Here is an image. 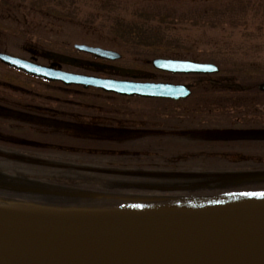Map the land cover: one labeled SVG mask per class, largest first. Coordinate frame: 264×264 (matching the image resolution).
Wrapping results in <instances>:
<instances>
[{
	"label": "trees",
	"instance_id": "obj_1",
	"mask_svg": "<svg viewBox=\"0 0 264 264\" xmlns=\"http://www.w3.org/2000/svg\"><path fill=\"white\" fill-rule=\"evenodd\" d=\"M9 1L25 4L37 10L42 5L41 0ZM49 1L61 4L65 0H47V2ZM66 1L72 2L71 4L76 8L68 7L63 12L58 11L57 17L86 26H95L100 30V33L115 40L126 55L143 58L171 55L179 53L181 50L187 52V48L183 47L187 43L184 42L186 38L181 34L182 29L181 31L179 29L181 22L197 25L201 21L202 24L211 25V22L214 21L219 24L222 20L216 19L222 16L223 12H219V10L229 8L230 11L227 17L229 16V20H231L234 17V12L231 10L235 8L236 2L231 0L223 8L204 10L200 12L201 14L197 19L192 14L189 16L176 14L172 10H164V7L161 6L147 9L142 5L134 7L130 15L123 14L121 10H118L119 0H97L95 5L90 4L89 7L92 10L89 11V9L86 12L87 15L83 17V14L78 10L82 8L75 5V0ZM248 3L251 5V2ZM240 4H242L241 1ZM46 10L51 11L49 7ZM210 11L214 14L213 16H207ZM227 22L230 23L228 20ZM16 33L19 36L31 38L23 32L16 31ZM34 40L39 44L47 42L51 47H54L52 43L44 39L34 38ZM235 70L236 68L230 70V72L235 73ZM250 71L242 68L236 73L239 74V80L243 83L239 90H200L197 98H195V92H193L188 99L183 101L181 106L176 104L172 106L169 103L165 113L162 110V113L166 114L168 125H172L169 123L170 121H173L175 125H178L179 121L184 122V129L190 131L185 135L186 141H181L179 135L169 132L161 142H153L150 145L136 144L134 147L122 146V149L126 152L133 149L138 156L140 151L150 153L142 160L146 164L145 167L150 171L147 176H71L68 167L77 168L81 165L80 158L74 156L82 155L79 150L80 147L85 146L69 142L70 140L61 135L33 133L35 138L40 136L63 138L58 142L52 141L46 144H10L0 141V145H3L7 151L39 154L56 153L62 157L57 160L26 159L24 156L15 157L0 153V168L2 170L0 175V206L42 213H141L216 204L248 203L264 199V179L238 183H227V181L214 183L212 177H226L227 173L233 171L236 166L229 163L224 157H213L201 161L197 157L188 156V154L198 151L202 146L201 143L193 140L194 136H199L194 133L195 130L215 129L224 131L228 122L239 121L241 114L245 113L253 116L258 114L264 120V112H260L257 108L259 105H264V100L259 101L257 99L259 97L264 98V93L257 90L258 82L264 81V77L257 81L252 80L253 74ZM17 75L33 82H42L19 72H17ZM56 85L61 88L60 85ZM19 87H25V85ZM0 89L7 88L0 85ZM14 90L20 89L15 88ZM69 96L64 92L61 95L64 101L61 100L57 103L52 101V108H49L48 101L44 99H39L35 106L56 112L60 107L67 105L65 100L72 101L74 99ZM151 111L154 113V108H151ZM170 130L172 129L169 128ZM0 134H12L3 121H0ZM13 134L17 135L16 133ZM25 136L23 135V137ZM225 144L226 142L223 140H216V150L224 149ZM68 148H73L74 151H70ZM70 156H73V159ZM141 157L139 156V158ZM93 158L100 159L99 156ZM240 164H245L248 170L256 169L255 166L258 164L259 167L257 168L264 170L263 163L258 162L256 164L251 160L238 162L237 167ZM19 174L28 175L30 178H17L16 182L12 183L2 181L4 175L13 178L12 176ZM195 180L202 181L204 187L201 189L192 188L191 186L195 184L193 183ZM112 183H115V185H112ZM128 184L138 186L132 187L134 189L130 188L131 191L124 190L125 187L122 186ZM37 196H47L66 201L67 206L66 208L38 206L34 201Z\"/></svg>",
	"mask_w": 264,
	"mask_h": 264
},
{
	"label": "water",
	"instance_id": "obj_2",
	"mask_svg": "<svg viewBox=\"0 0 264 264\" xmlns=\"http://www.w3.org/2000/svg\"><path fill=\"white\" fill-rule=\"evenodd\" d=\"M74 48L115 60L112 50ZM53 58V57H52ZM0 62L65 86L123 96L185 99V85L139 83L74 74L0 52ZM153 68L207 74L211 63L154 58ZM264 92V82L258 85ZM0 264H264V199L161 213L66 214L0 207Z\"/></svg>",
	"mask_w": 264,
	"mask_h": 264
},
{
	"label": "rangeland",
	"instance_id": "obj_3",
	"mask_svg": "<svg viewBox=\"0 0 264 264\" xmlns=\"http://www.w3.org/2000/svg\"><path fill=\"white\" fill-rule=\"evenodd\" d=\"M235 1V8L231 10L234 12V17L231 20H229V16L227 17L230 11L229 8L219 10V12L223 11L222 16L219 18L215 16L216 20H222L219 24L214 21L211 22V25L202 24L201 21L197 25L181 22L179 29L180 31L182 29L181 34L186 38L184 42L187 43L183 47L187 48V52L181 50L179 53L171 54L173 56H167L169 55L167 54L162 57L207 62L214 64L219 70L216 74H211L208 77L178 76L176 78L177 81L188 83L198 80V91L208 89L239 90L243 83L239 80V74L236 73L242 68L251 70L250 72L253 74L252 80L257 81L264 77V0ZM240 1L242 4H240ZM41 2L42 5L37 10L25 4L0 0L1 53L24 60H32L37 62V64L48 65L47 56L52 55L70 54V56L72 55L75 58H87L84 54H71L73 53V45L84 44L119 53L120 58L113 64L123 71L122 73L120 72L122 77L132 78L134 76L154 82L162 79V74L147 64L151 58L126 55L119 45L116 44L115 40L100 33V30L95 26L82 25L56 16L58 11L63 12L68 7H75L71 4L72 2L69 3L66 0L62 1L61 4L47 2V0H41ZM227 2H231V0H119L118 10H121L123 14L130 15L134 7L143 5V7L150 9L155 6H161L164 7V10H172L176 14H184L186 16L192 14L198 19L200 12L215 8L219 9V7L223 8L227 6ZM248 2H251V5ZM96 3L97 0H75V5L82 8L78 10L83 14V17L87 15L86 12L89 9V11L92 10L89 7L90 4L95 5ZM47 7L51 11H47ZM213 15L211 11L207 14V16ZM16 31L23 32L31 36V38L19 36ZM34 38L49 41L54 47H51L47 42L37 44ZM60 67L71 73H93L74 68L71 65H62ZM134 68L148 73V75H130V77H127L129 75L127 72ZM234 68H236L235 73L230 72ZM229 73L231 74L230 76ZM95 74L98 75V73ZM260 83L258 82V84ZM0 85L3 88H7L0 89V121L4 122L8 130H12L9 126L28 125L36 130L47 132L53 130L71 134V132L77 131L75 124L71 122L64 123L63 120H68L65 119L64 115L53 112L50 109L35 106L39 99L48 101L49 108L53 107V102L57 103L63 100L64 98L61 95L64 94V91L60 90L57 85L27 80L1 65ZM20 85H25V87H19ZM15 88L20 90L15 91ZM23 94L28 96H23ZM257 99L259 101L264 100V98L260 97ZM257 108L260 112H264V105H259ZM239 118V121H256L262 120L263 117L258 114L253 116L245 113L241 114ZM211 133L209 135H215ZM215 133L216 136H220L218 132ZM6 138H9V136L0 134V141L6 142ZM3 151H7V149L0 145V152ZM1 174L2 170L0 168ZM10 177L4 175L2 181L12 183L16 182L17 178H30L28 175L23 174L12 176L13 178ZM212 178H214L212 179L214 183H222L226 181L234 182V180L245 179L246 177L242 175L238 177L221 176ZM253 179H264V176L254 177ZM34 201L38 206L44 207L45 205L51 208H66L67 206L66 201L47 196H37Z\"/></svg>",
	"mask_w": 264,
	"mask_h": 264
},
{
	"label": "flooded vegetation",
	"instance_id": "obj_4",
	"mask_svg": "<svg viewBox=\"0 0 264 264\" xmlns=\"http://www.w3.org/2000/svg\"><path fill=\"white\" fill-rule=\"evenodd\" d=\"M72 52L73 53L71 54H84L87 58H75L72 55L70 56V54L52 55L53 58L47 56L48 65L46 66L66 71L60 66L71 65L74 68L93 72L76 74L136 82H154L152 80L140 79L134 76L132 78L122 77L121 73L123 71L113 64L115 61H111L107 58L93 56L77 51L73 48ZM28 61L37 63L32 60ZM95 73H98V75ZM127 73L129 74L127 77H130V75H148V73L141 72L137 68H134ZM160 74H162V79L158 80L156 83L186 85L190 92H195V98H197L199 86L198 80L185 83L177 81L176 78L178 76L199 77L201 75L172 74L168 72H160ZM59 89L74 99L72 101L65 100L67 105L60 107L56 112L64 115L65 119H68L63 120L64 123L71 122L72 124H75L77 126L76 132L67 134L53 130L48 132L39 131L28 125H20L18 127L9 126V128L12 129L10 130L12 134H5L8 135L9 138L5 139L7 140L6 142H2L10 144H46L52 141L58 142L63 138L56 136H40L35 138L33 137V133L65 136L67 140H70L69 142L85 146L80 147L79 151L82 152V155L74 156L80 158L82 161L81 165L77 168L72 166L68 167L70 168L68 171L71 176H147L150 171L145 167L146 164L142 160L145 159V156L150 155V153L140 151L138 153L139 156L142 157L139 158L138 154H136L133 149L126 152L122 149V146L134 147L136 144L150 145L153 142H161L169 132L179 135L181 141H186L185 135L190 132L189 130L184 129L185 124L184 122L182 123V121H179L178 125H175L173 121H170L169 123L172 125H168L166 114L162 113V110H164L165 113L167 107H169V103L172 104V106L175 104L181 106L183 100L171 101L168 99L142 98L137 96L125 97L104 92L96 88H83L82 86L76 85L61 87ZM151 108H154V113H152ZM169 128L172 130L169 131ZM215 132L221 131L215 129L195 130L194 133H197L199 136H194L193 140L201 143L202 146L198 151L193 154H188V156L197 157V159H200L201 161L213 157H224L229 163L236 166L233 171L227 173V176L238 177L244 175L246 177L245 179L234 180V182L228 181L230 183L256 181L257 179H253L254 177L264 176V170L257 168L259 167L257 164L258 162L264 164L263 119L256 121L228 122L224 132H221L225 135L224 137L216 136ZM13 133H16L19 136ZM209 133L215 135H209ZM21 134L26 136L23 137ZM216 140H223L226 142L224 149L216 150ZM68 150L74 151L73 148H68ZM0 153L10 154L15 157L24 156L26 159L57 160L62 158L56 153H20L12 150ZM92 156H99L100 159L93 158ZM70 158L73 159V156H70ZM248 160L257 164L255 166L256 169L248 170L245 167V164H240V166L237 167L238 162ZM193 183L195 184L191 187L194 189H201L204 187L202 181L195 180ZM112 185H115V183H112ZM137 186L138 185L136 184H128L122 187H125L124 190L131 191V189H134L132 187Z\"/></svg>",
	"mask_w": 264,
	"mask_h": 264
},
{
	"label": "bare ground",
	"instance_id": "obj_5",
	"mask_svg": "<svg viewBox=\"0 0 264 264\" xmlns=\"http://www.w3.org/2000/svg\"><path fill=\"white\" fill-rule=\"evenodd\" d=\"M109 93H111V92H109ZM120 96H123V95H120ZM126 97V96H125Z\"/></svg>",
	"mask_w": 264,
	"mask_h": 264
}]
</instances>
